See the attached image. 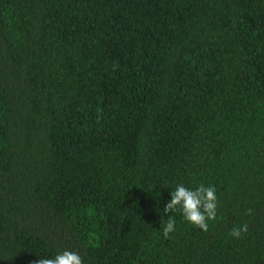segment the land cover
Here are the masks:
<instances>
[{"label":"trees","instance_id":"16d2710c","mask_svg":"<svg viewBox=\"0 0 264 264\" xmlns=\"http://www.w3.org/2000/svg\"><path fill=\"white\" fill-rule=\"evenodd\" d=\"M64 250L264 264V0H0V264Z\"/></svg>","mask_w":264,"mask_h":264},{"label":"clouds","instance_id":"9594fccd","mask_svg":"<svg viewBox=\"0 0 264 264\" xmlns=\"http://www.w3.org/2000/svg\"><path fill=\"white\" fill-rule=\"evenodd\" d=\"M213 186L203 184L194 190L177 184L175 190L171 191V200L166 204L163 211L169 214L172 211L182 212L184 219L203 231H208V221L215 220L217 215V197ZM249 215L251 210H249ZM162 232L165 238L175 230V219L168 215ZM248 231V225L233 228L230 235L240 238L242 233ZM35 264H84L82 257L76 251L64 250L54 258H39Z\"/></svg>","mask_w":264,"mask_h":264}]
</instances>
